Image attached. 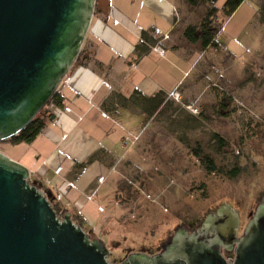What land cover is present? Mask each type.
<instances>
[{"label": "rangeland", "instance_id": "1", "mask_svg": "<svg viewBox=\"0 0 264 264\" xmlns=\"http://www.w3.org/2000/svg\"><path fill=\"white\" fill-rule=\"evenodd\" d=\"M218 1L222 5L226 0ZM263 8L264 0L262 5L246 0L229 18L220 11L224 24L218 42L208 48L201 42L195 62L185 69L182 89L187 95L170 98L139 119L125 137L135 139L133 143L129 140L111 154L102 150L107 163L89 193L75 191L71 176L76 177V171L68 177L57 175V167L52 173L46 160L38 173H32L31 181L43 180L42 189L51 201H60L64 212L80 215L85 231L105 243L110 262L121 264L132 253L160 252L178 229H197L224 204L239 212V235L243 234L264 195ZM214 132L228 142L224 152L217 150ZM6 143L0 142V150L16 157H33L38 148ZM200 146L240 173L233 178L210 173L194 152ZM65 178L72 186L57 199ZM81 196L102 204L97 205L98 220L86 218Z\"/></svg>", "mask_w": 264, "mask_h": 264}, {"label": "water", "instance_id": "2", "mask_svg": "<svg viewBox=\"0 0 264 264\" xmlns=\"http://www.w3.org/2000/svg\"><path fill=\"white\" fill-rule=\"evenodd\" d=\"M96 0H0V142L46 107L78 59ZM30 169L0 150V264H114L99 238L59 216ZM232 205L193 231L178 229L160 252L121 264H264V195L242 235ZM233 251L232 257L223 250Z\"/></svg>", "mask_w": 264, "mask_h": 264}, {"label": "crops", "instance_id": "3", "mask_svg": "<svg viewBox=\"0 0 264 264\" xmlns=\"http://www.w3.org/2000/svg\"><path fill=\"white\" fill-rule=\"evenodd\" d=\"M223 4L217 2L220 7ZM208 8L207 3L194 7L187 0H96L83 53L68 73L70 83L59 87L72 112L56 115L59 108L49 107L54 117L29 143L38 144L33 157L3 152L31 173H38L46 160L52 173L62 165L67 177L78 164L89 161L80 174L73 173L76 177L70 178L76 180L75 191L80 195L89 193L107 163L104 152L111 154L119 145L126 147V134L139 119L153 113L149 98L159 94L165 102L173 98L170 94L175 90L182 98L187 95L182 89L188 73L185 69L195 62L201 42L188 40L185 31L189 25L200 23ZM156 28L169 37L155 35ZM155 44L165 53L154 51L151 46ZM79 198L85 204L86 218L98 220L97 205L102 204Z\"/></svg>", "mask_w": 264, "mask_h": 264}, {"label": "trees", "instance_id": "4", "mask_svg": "<svg viewBox=\"0 0 264 264\" xmlns=\"http://www.w3.org/2000/svg\"><path fill=\"white\" fill-rule=\"evenodd\" d=\"M187 1L190 3V5L194 7L203 3L209 4V8L206 14L204 15L203 19L201 20V22L195 25H189L185 31L188 40L194 43L202 42L204 48H208L210 45L217 43L216 40H218L217 36L219 34V29L224 24V20L222 19L225 16L226 18L231 17L246 0H226L222 7L217 5L218 0H187ZM220 11L221 12L223 11L224 14L223 18H220L219 16ZM82 53H83V49L81 50L79 57L81 56ZM149 101H151L154 104V109L152 112L158 110L166 102V101L164 102V98L160 97L159 94L152 98H149ZM65 106H67L65 97L58 89L54 93V95L52 96L46 107L37 115V117L33 121L25 129H23L18 135L6 141H11L15 143H20V142L32 143L46 128L48 124V120L54 117V114L49 109V107L64 108ZM213 140L217 145V150L219 151V153L224 152V150L228 146V142L226 141V139L223 136H221L219 133L214 132ZM194 152L196 156L200 158L202 164L210 173L212 172L215 174L216 173L223 174L229 176L230 178H233L240 173L237 168L232 170L227 169L225 165L219 163L218 160L213 155H211L210 153H205L201 146L195 148ZM88 163L89 161L78 164L76 166L77 167L76 174L77 175L80 174L81 171L85 169ZM34 181H37L39 184H42V186L45 185L43 180L42 181L34 180ZM52 203L58 215L61 216L62 213L64 212L63 205L60 203V201H55V200L52 201ZM72 218L74 222L78 223L84 229H86L85 223L80 215L72 213Z\"/></svg>", "mask_w": 264, "mask_h": 264}, {"label": "built area", "instance_id": "5", "mask_svg": "<svg viewBox=\"0 0 264 264\" xmlns=\"http://www.w3.org/2000/svg\"><path fill=\"white\" fill-rule=\"evenodd\" d=\"M115 22H118V21H115ZM155 34H157V35H163V38H164V39L169 37L168 33H163L159 28H156V29H155ZM141 41L143 42L144 40L141 39ZM216 41L218 42V40H216ZM151 48H152L154 51L159 52L160 54H164V53H165V50H164L159 44H155V45L151 46ZM70 80H71V78L67 75V76L63 79L62 84H63V83H70ZM105 84H106L108 87L110 86V84L107 83V82H105ZM170 95H171L172 97L176 98V99H180V97H181L180 92L177 91V90L173 91ZM61 112H72V109H71L69 106H65L64 108H59V110H57L55 114L57 115V114H60ZM103 115H104L105 117H108L107 113H105V112L103 113ZM129 140H131L132 143H133L135 139L125 138V141H124L125 145H127V144H129V142H131V141H129ZM47 163H48V162H47ZM45 164H46V162H45ZM62 170H63V166H62V165L58 166V167L56 168V174H57V175H62L63 177H65V176H64L65 174H64V172H62ZM64 181H65V184H63V186L60 188V192L58 193V198H57V199H60L63 195H65L66 192H67V190H68V187H69V186H72V183H73V182H72L71 180H67V178H65ZM100 181H103V177L100 178ZM89 198L92 199L91 196H90ZM100 209H102V207H100Z\"/></svg>", "mask_w": 264, "mask_h": 264}, {"label": "flooded vegetation", "instance_id": "6", "mask_svg": "<svg viewBox=\"0 0 264 264\" xmlns=\"http://www.w3.org/2000/svg\"><path fill=\"white\" fill-rule=\"evenodd\" d=\"M192 231V230H191ZM223 252H224V254L226 255V256H230V257H232L233 255H234V252L233 251H227V250H223Z\"/></svg>", "mask_w": 264, "mask_h": 264}]
</instances>
